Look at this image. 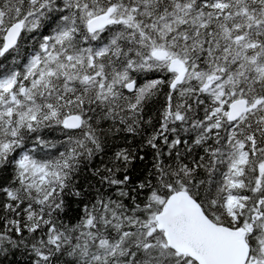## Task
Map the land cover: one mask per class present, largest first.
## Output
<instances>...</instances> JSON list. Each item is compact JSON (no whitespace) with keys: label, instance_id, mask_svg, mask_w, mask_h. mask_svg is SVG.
I'll return each mask as SVG.
<instances>
[{"label":"snow or ice","instance_id":"6c2138e0","mask_svg":"<svg viewBox=\"0 0 264 264\" xmlns=\"http://www.w3.org/2000/svg\"><path fill=\"white\" fill-rule=\"evenodd\" d=\"M0 264H264V0H0Z\"/></svg>","mask_w":264,"mask_h":264}]
</instances>
